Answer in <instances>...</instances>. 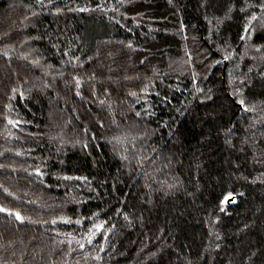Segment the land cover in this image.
I'll list each match as a JSON object with an SVG mask.
<instances>
[{
  "label": "trees",
  "instance_id": "1",
  "mask_svg": "<svg viewBox=\"0 0 264 264\" xmlns=\"http://www.w3.org/2000/svg\"><path fill=\"white\" fill-rule=\"evenodd\" d=\"M261 3L0 0V264H264Z\"/></svg>",
  "mask_w": 264,
  "mask_h": 264
},
{
  "label": "snow or ice",
  "instance_id": "2",
  "mask_svg": "<svg viewBox=\"0 0 264 264\" xmlns=\"http://www.w3.org/2000/svg\"><path fill=\"white\" fill-rule=\"evenodd\" d=\"M124 2H125V0H117V3L120 4V5H123ZM259 7H260L262 10H264V3H261V4L259 5ZM97 8H101V9H103V5H97ZM78 10H79V11H89L90 9H88V8H80V9H78ZM104 10H108V9H104ZM110 10H111V11L119 12V8H118V7H113V8H111ZM56 11L59 12L60 9L58 8V9H56ZM241 11H245V9H241ZM256 19H257L256 15L253 14V16L248 20V23L245 24V26H244V31H245V33L248 32L249 25H251L252 22L255 21ZM240 39H241V40H244V39H245V36L242 35V36L240 37ZM128 47H131V44H130V43H129ZM259 50H260V49L257 48V51H259ZM5 55H7V53H5ZM65 55H67V53H65ZM228 58H229L228 56H225V57H224L225 60H227ZM77 59H78V58H77ZM32 63L35 65V64H38V61H32ZM61 75H62V73H61ZM194 75H195V74H194ZM73 80L75 81V87H76L77 89H80V88L82 87L80 78H78V77H73ZM197 91H200V89H197ZM239 92H240V89H237V90H236V93H239ZM12 93H13V95L9 97V100H10V101L13 100V99H15V94L17 93V89H16V88H13V89H12ZM236 93H234V94H236ZM80 94H81V93H80L79 91H77L76 95L79 96ZM19 95H20L21 98H23V92H20ZM131 95H135V93H131ZM209 98H210V97H209ZM101 103H103V101H101ZM237 103H238L239 105H241L242 109H243L245 112H249V111H254V110H255L254 108H249V107L246 105L244 99H239V100L237 101ZM5 108H7L8 111H11V110H12L10 104L5 105ZM136 115H137V116H140V113L137 112ZM4 119L7 121V123H8L9 125H12L13 127H16V126L20 123L19 120H13V119L8 118L7 115L4 116ZM17 155H19V153H17ZM36 173H37V175H42V173L40 172L39 169H36ZM65 179H71V177H65ZM4 191L7 193V192H8V189H4ZM8 194L11 195V193H8ZM231 202H233V201H232V199H231V194H229V196H226V197L224 198V200L221 201V205H225L226 203H231ZM223 210H224V208L221 207V211H223ZM0 212H5V213H7L8 215L14 216L15 219H16L17 221L21 222V223H24V221H25V219H26L24 216H22V215L20 214V212H18V211H15V212H14V211H12V210H10V209H7V208H4V207H0ZM61 221H62L63 223H65V224L73 223V222H74L75 224L79 225V224L81 223V221H80L79 219H77V220H75V221H72L70 218H61ZM30 222L35 223V222H37V221H30ZM57 222H58L57 219H53V220L51 221V223H52L53 225H55ZM102 228H103V224H95V223H94V224L92 225V227L89 228V229L87 230L86 235L83 236V239H84L85 242H80L79 240L76 241V243L78 244L79 248H80L81 250H83V249L85 248V244L91 245V244L93 243V240H94L96 234H97L98 232H100V231L102 230ZM63 242H64V241H61V243H63ZM68 244H69V253L75 251L74 249L71 248L72 240H69V241H68ZM103 250H104V249H103V246H101V247H100V251H103ZM92 258H93V259H96V260H99L101 257L97 254L96 256H94V257H92Z\"/></svg>",
  "mask_w": 264,
  "mask_h": 264
}]
</instances>
